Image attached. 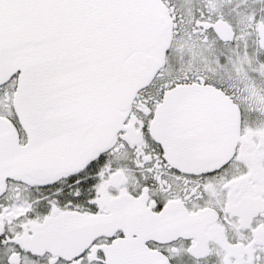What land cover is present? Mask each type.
Listing matches in <instances>:
<instances>
[{
	"label": "snow or ice",
	"instance_id": "1",
	"mask_svg": "<svg viewBox=\"0 0 264 264\" xmlns=\"http://www.w3.org/2000/svg\"><path fill=\"white\" fill-rule=\"evenodd\" d=\"M0 264H264V0H0Z\"/></svg>",
	"mask_w": 264,
	"mask_h": 264
}]
</instances>
